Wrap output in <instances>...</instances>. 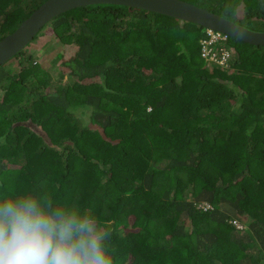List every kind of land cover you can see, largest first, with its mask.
<instances>
[{"label":"trees","instance_id":"obj_1","mask_svg":"<svg viewBox=\"0 0 264 264\" xmlns=\"http://www.w3.org/2000/svg\"><path fill=\"white\" fill-rule=\"evenodd\" d=\"M43 1L0 0V38ZM187 1L264 29V0ZM205 30L114 2L54 15L0 65V195L91 209L116 264H264V44L227 34L222 66Z\"/></svg>","mask_w":264,"mask_h":264},{"label":"clouds","instance_id":"obj_2","mask_svg":"<svg viewBox=\"0 0 264 264\" xmlns=\"http://www.w3.org/2000/svg\"><path fill=\"white\" fill-rule=\"evenodd\" d=\"M111 237L91 209L48 193L0 195V264H116Z\"/></svg>","mask_w":264,"mask_h":264},{"label":"water","instance_id":"obj_3","mask_svg":"<svg viewBox=\"0 0 264 264\" xmlns=\"http://www.w3.org/2000/svg\"><path fill=\"white\" fill-rule=\"evenodd\" d=\"M114 2L192 21L253 44H264V29L255 30L187 0H44L19 25L0 38V65L22 49L54 15L86 3Z\"/></svg>","mask_w":264,"mask_h":264},{"label":"built area","instance_id":"obj_4","mask_svg":"<svg viewBox=\"0 0 264 264\" xmlns=\"http://www.w3.org/2000/svg\"><path fill=\"white\" fill-rule=\"evenodd\" d=\"M226 39V33L216 29L206 28L205 36L200 39L201 56H203L207 62H216L222 66H226L230 58L228 45L224 44ZM233 223L238 227L242 226L236 219H234Z\"/></svg>","mask_w":264,"mask_h":264},{"label":"rangeland","instance_id":"obj_5","mask_svg":"<svg viewBox=\"0 0 264 264\" xmlns=\"http://www.w3.org/2000/svg\"><path fill=\"white\" fill-rule=\"evenodd\" d=\"M59 45L60 43L51 38L50 33H48L47 30H44L43 34L39 35L32 41L30 49L34 50L37 59H44L45 64H47ZM67 48L69 49L70 46ZM64 78L66 79L67 75H64Z\"/></svg>","mask_w":264,"mask_h":264}]
</instances>
